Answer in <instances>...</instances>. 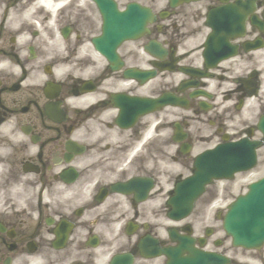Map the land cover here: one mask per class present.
I'll return each instance as SVG.
<instances>
[{"label": "flooded vegetation", "instance_id": "1", "mask_svg": "<svg viewBox=\"0 0 264 264\" xmlns=\"http://www.w3.org/2000/svg\"><path fill=\"white\" fill-rule=\"evenodd\" d=\"M20 1L0 0V264H166L140 244L173 245L170 227L231 264H264V244L224 246L197 205L172 226L166 218L167 179L199 143L248 135L264 144V0H132L162 12L115 61L92 44L103 17L90 0H62L57 15H6ZM218 7L232 11L233 51L206 69L205 14ZM167 94L186 109L161 102Z\"/></svg>", "mask_w": 264, "mask_h": 264}, {"label": "water", "instance_id": "2", "mask_svg": "<svg viewBox=\"0 0 264 264\" xmlns=\"http://www.w3.org/2000/svg\"><path fill=\"white\" fill-rule=\"evenodd\" d=\"M242 148L232 147L236 149L231 152V156H226L224 165H229L228 168H223L219 163L215 170L225 169L220 172L231 173L235 170L246 168L253 164V157L249 148L241 146ZM238 151H241L240 157H237ZM227 154L226 149H220L217 153ZM215 155H217L215 153ZM250 160V161H249ZM250 193L232 206L227 215V227L234 238L246 244L253 245L264 239V182L259 185H251ZM172 252V250H170Z\"/></svg>", "mask_w": 264, "mask_h": 264}, {"label": "rangeland", "instance_id": "3", "mask_svg": "<svg viewBox=\"0 0 264 264\" xmlns=\"http://www.w3.org/2000/svg\"><path fill=\"white\" fill-rule=\"evenodd\" d=\"M263 152H264V149H263ZM262 153V152H261ZM260 160L262 161V165H261V167H260V173H263L264 172V153H262L261 154V157H260ZM260 161V162H261ZM241 178H238V179H236V181L233 183V184H231L233 187H235L236 188V193H239V192H243L244 191V187L241 189V188H239V186H238V184H242V181L240 180ZM235 193V194H236Z\"/></svg>", "mask_w": 264, "mask_h": 264}, {"label": "bare ground", "instance_id": "4", "mask_svg": "<svg viewBox=\"0 0 264 264\" xmlns=\"http://www.w3.org/2000/svg\"><path fill=\"white\" fill-rule=\"evenodd\" d=\"M42 2L43 4H45V6L48 5V3L45 0H43Z\"/></svg>", "mask_w": 264, "mask_h": 264}]
</instances>
